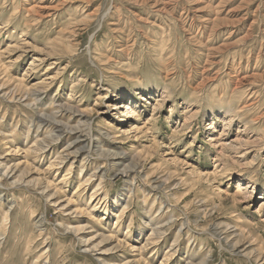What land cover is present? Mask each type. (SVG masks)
Here are the masks:
<instances>
[{
	"label": "rangeland",
	"instance_id": "obj_1",
	"mask_svg": "<svg viewBox=\"0 0 264 264\" xmlns=\"http://www.w3.org/2000/svg\"><path fill=\"white\" fill-rule=\"evenodd\" d=\"M0 264H264V0H0Z\"/></svg>",
	"mask_w": 264,
	"mask_h": 264
},
{
	"label": "bare ground",
	"instance_id": "obj_2",
	"mask_svg": "<svg viewBox=\"0 0 264 264\" xmlns=\"http://www.w3.org/2000/svg\"><path fill=\"white\" fill-rule=\"evenodd\" d=\"M123 96H124V95H123ZM117 107H118V108H126V109L129 108L128 104H126V102L124 103V102H122V101H119V103H116L115 108H117ZM129 109H130V108H129ZM131 112H132V111L130 110L129 113L127 114V117H132L133 114H132ZM120 113H123V110H120ZM47 120H48V119H47ZM44 124H45V123H44ZM136 124H137V123H132L131 126H130V128H131V129H132V128H136V126H137ZM54 125H56V124H54ZM46 127H47V126H46ZM51 128H52V127H51ZM54 128H55V127H54ZM103 154H105V153H103ZM103 157H104V156H103ZM58 166H59V165H57L56 167L58 168ZM47 171H48V170H46V172H47ZM52 194H53V193H52ZM52 194H51V195H52ZM78 231H79V230H78ZM142 246H145V245L142 244Z\"/></svg>",
	"mask_w": 264,
	"mask_h": 264
}]
</instances>
